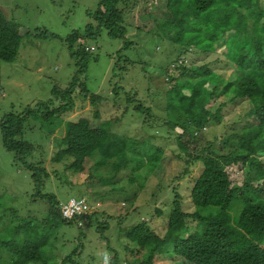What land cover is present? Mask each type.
I'll use <instances>...</instances> for the list:
<instances>
[{"label": "trees", "instance_id": "1", "mask_svg": "<svg viewBox=\"0 0 264 264\" xmlns=\"http://www.w3.org/2000/svg\"><path fill=\"white\" fill-rule=\"evenodd\" d=\"M147 2L98 0L95 11L88 14L90 22L84 31H73L64 39L77 65L69 86L55 88L53 98L47 103H40L34 109L28 107L21 113H6L1 118L3 146L13 154L15 161L32 173L31 179L37 190L35 196L49 201V218L53 226L50 232L33 226L31 221L10 227L5 233L7 236L10 233V238L0 236V264L45 262L48 235L61 225L75 222L62 218L60 202L55 196L41 193L42 176L48 177L41 162L35 165L25 161L35 149L23 138L28 119L35 116L45 121L59 117L74 108L73 94L77 86H81L84 93L88 92L83 84L78 85V80L85 73L93 50H87L88 46L78 47L80 41L96 39L103 31L108 37L121 40L123 47L118 50L113 67V72L118 71L117 66L125 59L123 51L133 43L127 39L130 26L127 16L139 4ZM154 4L156 34L153 38L178 48L171 71L167 72L166 68L161 71L166 77L165 83L174 84L165 90L168 105L165 116L169 123L176 122V125L181 116L189 121L188 126L179 125L182 133L177 142L192 162L203 163V171L191 188L194 212H184L176 194L161 234L145 221L124 230L127 240L135 247L130 252L141 256L140 260L135 259L136 264H156L159 257L168 254L181 258L182 264H264V0H151V5ZM150 9L146 11L149 13ZM28 35L29 31L9 21L0 10L1 61L13 63L22 39ZM33 36L44 40L58 38L41 29L33 31ZM221 47L226 49L222 55L234 68V73L227 77L213 71L209 64L198 67L184 64L185 56L192 48L213 54ZM120 68L119 72L128 70L123 65ZM178 68L181 74L173 77ZM202 84L212 85L209 94L201 88ZM119 87L114 89V94L118 95L123 89ZM221 97L224 99L214 109L215 101ZM56 101H59L58 107L52 108ZM227 103L246 105L238 127L221 141L207 142L199 149L203 128L212 120L221 122V111ZM146 111L140 105L135 107V113L139 115ZM94 116L100 118L99 110ZM54 130L52 128L49 133ZM139 143L113 132L109 121H102L93 128L90 120L84 117L65 124L64 136L53 160L60 162L72 158L66 168L73 173L82 172L85 161L95 154L98 160L93 171L104 168L116 175L128 166L136 170L135 164L143 163V157H147L150 171L159 167L163 150L152 147L151 151L143 152L137 150ZM233 166L243 170L242 185L231 181L229 169ZM87 219L90 223V215ZM188 219L198 222V229L191 232ZM69 258L65 260L66 264L72 261ZM115 259L110 257L108 261L116 262Z\"/></svg>", "mask_w": 264, "mask_h": 264}, {"label": "rangeland", "instance_id": "2", "mask_svg": "<svg viewBox=\"0 0 264 264\" xmlns=\"http://www.w3.org/2000/svg\"><path fill=\"white\" fill-rule=\"evenodd\" d=\"M97 2L0 0V10L6 18L30 32L22 39L18 57L13 63L0 60V120L6 113H21L28 107L34 109L40 103H47L53 98L55 88L66 89L69 86L76 75L77 65L64 39L73 31H84L90 22L88 14L95 11ZM150 7L148 13L146 10ZM155 7L148 0L127 16L130 23L127 39L133 43L123 51L125 59L117 66L119 70L121 65L127 67L126 72H113L117 52L123 47L121 40L112 39L103 31L96 39L80 41L78 47L94 48L85 73L78 80V85L83 84L90 93H84L81 86L76 85L72 110L45 121L34 116L26 123L23 138L35 149L25 161L35 165L41 162L48 174V177L42 176L41 193L55 196L60 203L71 198H83L91 212L90 223L88 219L75 221L72 225H61L49 234L45 262L38 264H64L69 257L72 261L67 264H136L135 259L140 260L141 256L130 252L135 247L127 240L124 230L145 221L157 234H161L176 194L183 211L194 212L190 193L194 181L203 171V163L192 162L178 145L177 137L182 133L179 125L188 126L189 123L185 116L180 115L178 127L176 122L169 123L165 116L168 106L165 90L174 84L165 83L167 80L161 71L165 68L167 72L171 71L178 48L165 40L153 38L156 34L153 24ZM39 29L58 38L44 40L34 37L33 31ZM224 51L226 49L221 47L217 53L205 54L192 48L185 56L184 64L187 67L209 64L213 71L227 77L234 73V68L222 55ZM179 74L178 68L173 77ZM117 85L123 87L118 95L114 94ZM201 88L209 94L212 85L202 84ZM223 99L213 101L214 109ZM58 105L59 101H56L52 108ZM138 105L147 111L142 115L135 113ZM245 109L246 105L225 104L221 122L212 120L203 128L199 149L207 142L221 141L232 133ZM96 110H99V119L94 116ZM84 117L90 120L93 128L102 121H109L113 132L140 142L137 150L148 152L152 147H160L164 152L160 166L150 171L148 159L143 157V163H134L136 170L128 166L114 175L104 168L93 171L98 160L95 154L85 161L82 172L67 170L72 158H64L60 162L53 158L59 151L65 124ZM52 128L55 130L49 133ZM229 174L232 183L242 185L243 170L233 166ZM31 175L15 161L12 153L5 150L0 133V236L3 238H10V233L8 236L5 234L10 227L27 221L46 232H50L53 226L49 218V201L35 196L37 190ZM188 220L191 232L198 229V222ZM110 257H116V262H109ZM156 264H182V260L168 254L159 257Z\"/></svg>", "mask_w": 264, "mask_h": 264}, {"label": "built area", "instance_id": "3", "mask_svg": "<svg viewBox=\"0 0 264 264\" xmlns=\"http://www.w3.org/2000/svg\"><path fill=\"white\" fill-rule=\"evenodd\" d=\"M93 50L91 47L87 50ZM60 213L63 219L81 222L91 214L90 206L83 198H71L65 203L59 205Z\"/></svg>", "mask_w": 264, "mask_h": 264}]
</instances>
